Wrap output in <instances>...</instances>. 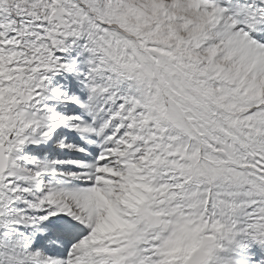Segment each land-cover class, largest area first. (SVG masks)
Wrapping results in <instances>:
<instances>
[{"label": "snow or ice", "instance_id": "obj_1", "mask_svg": "<svg viewBox=\"0 0 264 264\" xmlns=\"http://www.w3.org/2000/svg\"><path fill=\"white\" fill-rule=\"evenodd\" d=\"M0 264H264V0H0Z\"/></svg>", "mask_w": 264, "mask_h": 264}]
</instances>
